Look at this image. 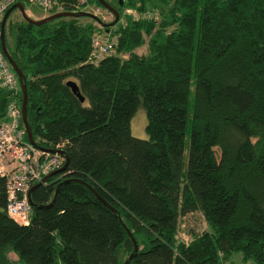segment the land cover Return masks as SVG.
Returning a JSON list of instances; mask_svg holds the SVG:
<instances>
[{"label": "trees", "instance_id": "obj_1", "mask_svg": "<svg viewBox=\"0 0 264 264\" xmlns=\"http://www.w3.org/2000/svg\"><path fill=\"white\" fill-rule=\"evenodd\" d=\"M105 1L159 17L109 32L71 17L6 29L35 145L61 147L69 165L32 192L29 225L9 217L0 177V264H14L10 253L17 264H125L129 231L130 264H225L234 253L264 264V0ZM104 33L118 37L117 55L90 64ZM7 100L1 92L0 117ZM142 107L148 139L131 130ZM195 214L210 228L187 243Z\"/></svg>", "mask_w": 264, "mask_h": 264}, {"label": "built area", "instance_id": "obj_2", "mask_svg": "<svg viewBox=\"0 0 264 264\" xmlns=\"http://www.w3.org/2000/svg\"><path fill=\"white\" fill-rule=\"evenodd\" d=\"M25 3L37 5L46 14L52 15L55 10L61 11L69 4L74 7V13L86 12L98 17L103 23L108 22L103 8L94 5L90 0H0V93L9 94L5 115L0 117V177L6 181L7 213L20 225H29L31 221L32 188L65 165L64 157L29 141L23 121L22 100L18 96L22 92L19 78L2 47V25L7 11L16 4L25 6ZM158 17L159 12L156 11L147 10L141 13L132 8H125L118 23L125 26L131 18L152 20ZM118 45L119 39L114 34L104 33L96 36L88 63L98 65L106 58L116 56ZM57 150L63 149L58 147ZM182 229L181 238L185 233L184 226ZM183 240L188 243V240Z\"/></svg>", "mask_w": 264, "mask_h": 264}, {"label": "water", "instance_id": "obj_3", "mask_svg": "<svg viewBox=\"0 0 264 264\" xmlns=\"http://www.w3.org/2000/svg\"><path fill=\"white\" fill-rule=\"evenodd\" d=\"M106 10H108L114 17V20L113 22L109 23V24H106V23H103L98 17L92 15V14H89V13H86V12H79V13H74V12H62V13H57V14H54L50 17H47V18H44L42 20H34L32 18H30L26 12V9H25V6L23 4H16L14 6H12L6 13L5 17H4V20H3V25H2V36H1V39H2V47H3V51H4V54L5 56L7 57V59L9 60L10 64L12 65L14 71L17 73V76L19 78V82H20V85H21V90H22V94H23V99H22V113H23V121H24V125L26 127V131H27V134H28V138H29V141L35 145V140L33 138V134H32V130L30 128V125L28 123V92H27V87H26V84H25V78H24V74L22 73V71L19 69V67L17 66L16 62L12 59L11 55L9 54L8 52V49H7V45H6V25H7V22L11 16V14L15 11V10H19L22 14V17L23 19L29 23V24H33L34 26H42V25H45V24H48V23H51L57 19H61V18H68V17H71V18H90V19H93L95 20L97 23H99L103 28L106 29V32H109L110 31V28L112 27H115L118 22H119V18H120V13L114 9L110 4H108L105 0H97ZM68 86L73 90V92L76 94V96L81 100L82 103L85 102V99L82 97V95L80 94V90H79V87L76 83L74 82H69L68 83ZM49 152H52V153H55V154H59L61 155L62 157H64L65 159V165L64 167L59 170V171H56L52 174H50L48 177H46L42 183H39L37 185H35L32 190H31V193H30V197H31V194L32 192L38 188L39 186L43 185L44 183H47L49 182V180H51L52 178H54L55 176L61 174V173H64L67 171L68 169V165H69V158L66 154V152L64 151H61V150H48ZM66 182H69V180H67ZM65 183V182H63ZM59 184L57 189H56V192H55V197L57 196L58 194V191L61 187V185L63 184ZM96 194V193H95ZM96 196H98L96 194ZM102 200V199H101ZM55 201V198L53 200V202ZM52 202V204H53ZM104 202V201H103ZM104 204L106 206H109L106 202H104ZM31 205L33 206V204L31 203ZM110 207V206H109ZM114 210V209H113ZM129 234H130V237L132 238L133 240V243H134V246H135V249H134V253L130 256V258L125 262V264H130L131 261L134 259L135 255L138 253L139 251V246H138V243L137 241L135 240V238L133 237V235L130 233L129 231Z\"/></svg>", "mask_w": 264, "mask_h": 264}, {"label": "rangeland", "instance_id": "obj_4", "mask_svg": "<svg viewBox=\"0 0 264 264\" xmlns=\"http://www.w3.org/2000/svg\"><path fill=\"white\" fill-rule=\"evenodd\" d=\"M96 4L97 3H95L94 5ZM25 9H26L28 16L35 20H39L41 18H47L52 15V14H46L41 8H39L37 5H34V4L25 3ZM85 20H86L85 23L91 22L87 18ZM107 20L109 21V18H107ZM16 23L20 25L24 23L22 14L18 10L14 11L11 14L7 22L6 29L9 30L10 25L16 24ZM117 25H119V23ZM117 25L115 27H112V29L114 28L113 29L114 31L116 30ZM137 53H139L140 55L147 54L148 53L147 44L144 47L138 49ZM124 58H127V56L125 55ZM147 125H148L147 114H146L145 109L142 107L136 113L135 117L132 119V122H131V130H132L133 136L136 138H140V139H148V134L146 130ZM190 131H191V128L189 126L188 136H187V150L189 149V144H190ZM183 226L185 228V233L183 234L182 239L184 238L185 240H188V242L191 241L192 233L196 231L201 233L206 230H209L210 228L208 224L206 223L205 219L198 214H195V215H192L186 218L185 225ZM9 258L14 264L18 263V257L15 254L10 253ZM225 264H256V263L253 261L244 260V256L242 253H234L228 258Z\"/></svg>", "mask_w": 264, "mask_h": 264}, {"label": "flooded vegetation", "instance_id": "obj_5", "mask_svg": "<svg viewBox=\"0 0 264 264\" xmlns=\"http://www.w3.org/2000/svg\"><path fill=\"white\" fill-rule=\"evenodd\" d=\"M16 11V10H15ZM19 11V10H18Z\"/></svg>", "mask_w": 264, "mask_h": 264}, {"label": "crops", "instance_id": "obj_6", "mask_svg": "<svg viewBox=\"0 0 264 264\" xmlns=\"http://www.w3.org/2000/svg\"><path fill=\"white\" fill-rule=\"evenodd\" d=\"M201 216V215H200Z\"/></svg>", "mask_w": 264, "mask_h": 264}]
</instances>
